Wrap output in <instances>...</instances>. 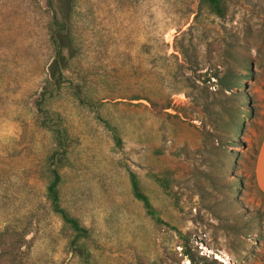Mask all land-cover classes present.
Here are the masks:
<instances>
[{
	"label": "rangeland",
	"instance_id": "374dc122",
	"mask_svg": "<svg viewBox=\"0 0 264 264\" xmlns=\"http://www.w3.org/2000/svg\"><path fill=\"white\" fill-rule=\"evenodd\" d=\"M221 1L223 17L201 0H72L68 68L38 110L58 2L0 0V264H86L47 199L51 117L89 264H264V0Z\"/></svg>",
	"mask_w": 264,
	"mask_h": 264
},
{
	"label": "trees",
	"instance_id": "16d2710c",
	"mask_svg": "<svg viewBox=\"0 0 264 264\" xmlns=\"http://www.w3.org/2000/svg\"><path fill=\"white\" fill-rule=\"evenodd\" d=\"M201 1L206 4L217 16H224L225 9L221 0ZM46 2L50 7L53 5V0H46ZM57 2L60 17L57 16V13H54L49 21V28L53 31L51 34V42L54 51V60L49 66L48 78L46 80L44 90L40 93V101L37 102L38 110H42L41 101H45L46 98L52 97L54 92L58 91L63 84L64 74L65 71H67L68 61L71 57V48L73 51L74 47L73 41H71L70 36L67 34L72 0H57ZM244 122L245 121H243L240 126H242ZM42 127L52 134L54 141L52 152L48 156L51 180L47 187V199L49 201L50 208L53 212L59 214L64 223L75 233V237L71 241L72 252L76 253L84 262H86V264H89L90 253L84 245L77 243L80 238L87 237L88 230L81 226L79 221L72 217L67 210L61 206L60 200L59 188L62 182V177L59 169L64 165L66 160L67 150L69 147V136L66 129L54 117L48 118L44 121L42 123ZM236 129L237 131H235L234 134L238 136L242 129L241 127H238V125H236ZM232 143L235 144V141H232ZM258 151L259 147L256 150V156ZM130 181L135 197L142 202L146 212L155 221L161 222V219L158 217L155 209L150 204L147 196L140 192L136 175L134 173H130ZM236 186L240 187V182L237 183ZM260 226L259 222H256V227L258 229H260ZM185 255L193 262V257L189 251H186ZM203 259L209 263V260L206 257H203ZM215 263L221 264L218 263L216 259H212L209 264Z\"/></svg>",
	"mask_w": 264,
	"mask_h": 264
},
{
	"label": "crops",
	"instance_id": "0c3cea01",
	"mask_svg": "<svg viewBox=\"0 0 264 264\" xmlns=\"http://www.w3.org/2000/svg\"><path fill=\"white\" fill-rule=\"evenodd\" d=\"M254 183L257 191L264 200V133L262 135L259 151L254 163Z\"/></svg>",
	"mask_w": 264,
	"mask_h": 264
}]
</instances>
